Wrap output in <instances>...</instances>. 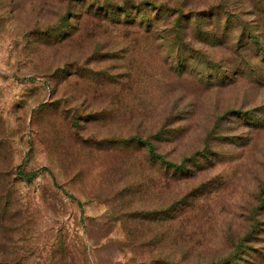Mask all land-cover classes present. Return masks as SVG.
Returning <instances> with one entry per match:
<instances>
[{"label":"rangeland","instance_id":"374dc122","mask_svg":"<svg viewBox=\"0 0 264 264\" xmlns=\"http://www.w3.org/2000/svg\"><path fill=\"white\" fill-rule=\"evenodd\" d=\"M228 257L264 264V0H0V264Z\"/></svg>","mask_w":264,"mask_h":264},{"label":"trees","instance_id":"16d2710c","mask_svg":"<svg viewBox=\"0 0 264 264\" xmlns=\"http://www.w3.org/2000/svg\"><path fill=\"white\" fill-rule=\"evenodd\" d=\"M192 17H195L194 20H191ZM213 18H208L209 21H211ZM191 20V21H190ZM203 17H199L197 14H193L190 17H188V19L186 20L185 24H181L177 26V28L179 30L176 31L174 36H170V39L172 40L170 45H175V43H178L179 45H183L186 48H188V51L190 52L191 50L194 51L192 49L191 46L187 47L186 44L183 43V33H186V31H194V29L196 28L197 31V36L202 37V24L207 23L205 21H208ZM121 22V21H119ZM215 22V21H214ZM127 23V22H124ZM131 25H136L137 28H143L147 25H151L149 18L146 16L145 20H137V18H134L132 20H130L129 22ZM146 23V24H145ZM149 27V26H148ZM149 31V30H147ZM184 31V32H183ZM183 43V44H181ZM190 43V42H189ZM191 44V43H190ZM192 58V56H190ZM189 57V58H190ZM185 60H181L179 59V57L174 58V64L179 65L180 63H182ZM209 60H206V62H208ZM186 68H184L185 70ZM183 70V71H184ZM161 130H159L156 134H154V136H152V138H148L145 135H137L135 137L136 141L138 140L140 142L141 145H146V150L148 152V157L151 158L153 160V162L155 163V165L158 167L157 170L160 172L161 169L160 167L163 166L167 169L171 170V176H173V179L175 178H184L185 176L191 174L192 172L189 171L188 169V165H192V166H196L198 165L197 162L195 161L196 157H201L202 155L199 152H196V154L194 153L192 155V157H186L184 159H182L179 162H175V161H167L164 156H163V152L160 150V148L157 146V144H155L151 141V139H155V143H158L161 141ZM18 175L21 176H25V177H31L32 175H34V171L29 172V173H18ZM129 237V236H127ZM128 240L130 241V238H128ZM136 242H133V245ZM132 245V244H131ZM131 248L133 249V253L136 254L137 250L131 246ZM160 261V262H159ZM152 264V263H151ZM153 264H173V262L171 260L168 259H162L159 260V258L157 260H154ZM224 264H236L234 262V258L233 257H228L225 259Z\"/></svg>","mask_w":264,"mask_h":264}]
</instances>
